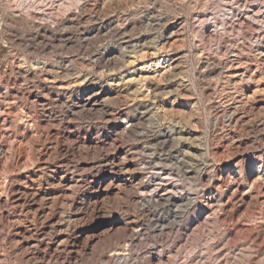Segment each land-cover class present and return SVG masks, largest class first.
Here are the masks:
<instances>
[{
    "label": "rangeland",
    "instance_id": "obj_1",
    "mask_svg": "<svg viewBox=\"0 0 264 264\" xmlns=\"http://www.w3.org/2000/svg\"><path fill=\"white\" fill-rule=\"evenodd\" d=\"M0 113V264H264V0H0Z\"/></svg>",
    "mask_w": 264,
    "mask_h": 264
},
{
    "label": "bare ground",
    "instance_id": "obj_2",
    "mask_svg": "<svg viewBox=\"0 0 264 264\" xmlns=\"http://www.w3.org/2000/svg\"><path fill=\"white\" fill-rule=\"evenodd\" d=\"M86 6V5H85ZM84 6V7H85ZM83 8V7H82ZM86 8V7H85ZM85 8H84V11H85ZM94 9V8H93ZM95 10V9H94ZM98 10V9H97ZM100 10V9H99ZM95 12V11H94ZM97 12V11H96ZM80 13H82L81 11H80ZM101 14V13H100ZM77 16V15H76ZM76 16H75V18H76ZM101 18V17H100ZM27 20V19H26ZM28 20H29V18H28ZM27 20V22H29ZM73 21V20H72ZM119 21V20H118ZM175 21V20H174ZM31 22V21H30ZM34 22H35V20H34ZM73 23V22H72ZM119 23V22H118ZM35 24V23H34ZM38 24V23H37ZM124 24H126V23H124ZM173 24V23H172ZM123 25V24H122ZM220 25V24H219ZM48 26V25H47ZM46 26V27H47ZM165 26V25H164ZM31 27V26H30ZM123 27V26H122ZM125 27V26H124ZM38 28V27H37ZM36 28V29H37ZM40 28H41V26H40ZM73 28V27H72ZM71 28V29H72ZM106 28H107V30H108V32L110 31H112L113 32V34H115V33H117V35L118 36H122V39H121V41H122V44H123V49L121 48V51H120V56H121V59H124L125 57H127L126 55L127 54H130L131 55V53H137L139 50H138V48H141V51H142V49L146 46L145 44V46H142L143 45V43H142V45H138L137 43V45H135V44H133V42H132V38L130 39V35L131 34H127V31L125 30V29H122L121 27H120V25L119 24H117L116 23V21H109L108 23H107V25H106ZM164 28V27H163ZM35 29V30H36ZM35 30H33L34 32H35ZM47 30H48V28H47ZM51 30V29H50ZM68 30V29H67ZM72 31V30H71ZM87 31V30H86ZM105 31V30H104ZM165 31V30H164ZM36 32H37V30H36ZM39 32V31H38ZM50 32V31H49ZM52 32H53V30H52ZM107 32V31H106ZM111 32V33H112ZM129 32V31H128ZM51 33V32H50ZM80 33V32H79ZM97 33H99V32H97ZM105 33V32H104ZM172 33V35H171V37L173 36V31L171 32ZM180 33V32H179ZM54 34V33H53ZM161 34V33H160ZM170 34V33H169ZM176 34V33H175ZM174 34V35H175ZM178 34V33H177ZM44 35H45V33H44ZM43 35V36H44ZM106 35V34H105ZM36 36V35H35ZM39 36H40V33H39ZM54 36V35H53ZM96 36V35H95ZM111 36V35H110ZM115 36V35H114ZM36 37H38V36H36ZM48 37V36H47ZM62 37V36H61ZM60 37V38H61ZM113 37V36H112ZM133 37V36H132ZM135 37V36H134ZM134 37H133V39H134ZM141 37V36H140ZM32 38V37H31ZM90 38V37H89ZM93 38V37H92ZM139 38V37H138ZM143 38V37H142ZM141 38V39H142ZM170 37L168 36V32H165L164 34H162V35H160L158 38H157V40L154 42V44H152V45H155V46H153V48H154V51L155 52H153V55H154V59H156V58H158V57H161L162 55V53L164 52V50L166 51V53H167V50H166V46H165V44L167 43L166 41H168V39H169ZM34 39V38H33ZM118 39V38H117ZM120 39V38H119ZM136 39V38H135ZM43 40H45V39H43ZM48 40H52V37H51V39H49L48 38ZM88 40V39H87ZM34 41H35V39H34ZM171 41V40H170ZM37 42V41H36ZM85 42H86V40H85ZM89 43V42H88ZM44 44V43H43ZM163 44V45H162ZM168 44V43H167ZM44 46V45H43ZM42 46V47H43ZM41 47V46H40ZM120 47H122V46H120ZM108 48V47H107ZM151 48V47H150ZM169 48V47H168ZM41 49H43V48H41ZM104 50V49H103ZM168 50H170V49H168ZM38 51V50H37ZM114 51V50H113ZM151 52V51H150ZM165 54V53H164ZM168 54V53H167ZM99 55H102V54H99ZM142 55H143V53H142ZM152 55V54H151ZM110 57V56H112L110 53H108L107 54V57ZM120 56H119V58H120ZM115 57V56H114ZM114 57H112V59L113 60H115V58ZM132 57V56H131ZM138 57V56H137ZM150 57V56H149ZM153 57V56H152ZM129 58H130V56H129ZM133 58V57H132ZM135 58H136V56H135ZM140 58V57H139ZM143 58H145V57H143ZM107 59V61L108 60H110L111 59V57L110 58H106ZM117 59H118V57H117ZM121 59H119V60H121ZM164 60L163 61H165V58H163ZM128 60V59H127ZM136 60V59H135ZM140 60V59H139ZM138 60V61H139ZM158 60V59H157ZM100 61V60H99ZM137 61V60H136ZM162 61V62H163ZM172 61V60H171ZM124 62V61H123ZM128 62V61H127ZM130 62V61H129ZM162 62H161V60H158V61H156L155 62V65H161L162 64ZM38 63V62H37ZM99 63V62H98ZM109 63V62H108ZM113 63H115V62H113ZM116 63H118V61L116 62ZM133 63V62H132ZM36 64V63H35ZM63 64V63H62ZM103 64V63H102ZM110 64H111V62H110ZM126 65H127V63H125ZM130 64V63H129ZM45 65V64H44ZM49 65V64H48ZM121 65V64H120ZM170 65V64H169ZM46 66V65H45ZM104 66V65H103ZM35 67H38V66H36L35 65ZM40 67V66H39ZM38 67V68H39ZM102 67V66H101ZM117 67H118V65H117ZM121 67V66H120ZM119 67V68H120ZM44 68V67H43ZM103 68V67H102ZM37 71H38V69H36ZM41 69H39V71H40ZM61 70H62V68H61ZM65 70V69H64ZM67 70V69H66ZM120 70H121V68H120ZM44 71H45V69H44ZM57 71V70H56ZM45 73V72H44ZM44 73H43V75H44ZM48 73V72H47ZM51 73V72H50ZM54 73V72H53ZM59 73H61V72H59ZM52 74V73H51ZM50 74V75H51ZM55 74V73H54ZM65 74V73H64ZM63 74V75H64ZM67 74V73H66ZM140 74V73H139ZM41 75H42V72H41ZM40 75V73H39V76H41ZM45 75H47V74H45ZM61 75V74H60ZM68 75V74H67ZM59 76V75H58ZM62 76V75H61ZM55 77H56V75H55ZM69 77V76H68ZM68 77H66L65 76V78H68ZM79 77V76H78ZM77 77V78H78ZM142 77V76H141ZM49 78V77H48ZM53 78V77H52ZM63 78V77H62ZM57 79V78H56ZM55 79V80H56ZM86 79V78H85ZM131 79V78H130ZM60 80V79H59ZM64 80V79H63ZM88 80V79H87ZM39 81V80H38ZM42 81H43V79H42ZM42 81H40V83L42 82ZM44 81L45 82H49V83H53L54 84V82H56V81H54L53 82V79L52 80H49V79H44ZM82 81V80H81ZM131 81H133V79L131 80ZM89 82H91V81H89ZM135 82V81H134ZM139 82H140V80H139ZM78 83V82H77ZM141 83V82H140ZM76 84V83H75ZM87 84H89V83H87ZM45 85V84H44ZM77 85V84H76ZM48 86V90H52V92H53V85H51V87H49V85H47ZM45 87V86H44ZM57 87V86H56ZM80 87V86H79ZM58 90H59V88H58ZM66 92V91H65ZM42 93V92H41ZM48 93H50V92H48ZM35 95V94H34ZM43 95H45V94H43ZM88 97V96H87ZM90 98V97H89ZM49 99H50V97H49ZM56 99H58V98H56ZM87 99V98H86ZM138 99V98H137ZM145 99V98H144ZM52 100V99H51ZM34 101V100H33ZM43 101V99L42 98H40V100H39V102H42ZM47 101V100H46ZM50 101V100H49ZM58 101V100H57ZM52 102V101H51ZM47 103H49V102H47ZM46 103V104H47ZM62 104V103H61ZM87 104V103H86ZM37 105V104H36ZM53 105V104H52ZM37 106H40L39 104L37 105ZM47 106V105H46ZM57 106V105H56ZM62 106V105H61ZM65 106V105H64ZM84 106V105H83ZM82 106V107H83ZM94 106V105H93ZM48 107V106H47ZM60 107V106H59ZM46 108V107H45ZM43 109H44V107H43ZM49 109V108H48ZM63 110V109H62ZM45 111V110H44ZM3 112V111H2ZM236 113V112H235ZM234 113V114H235ZM1 114V113H0ZM123 114L124 113H120L119 115H121V116H123ZM126 114V113H125ZM226 114V113H225ZM238 114V113H237ZM230 115H232V114H230ZM126 116V115H125ZM145 116V112H142L141 111V113L139 114V116H137V118H134V119H132V121L135 123V122H138V121H140L143 117ZM228 116V115H227ZM234 117V116H233ZM229 118V117H228ZM121 119V118H120ZM36 122V121H35ZM235 122V121H234ZM138 124V123H137ZM39 125V124H38ZM133 127V126H132ZM182 130V129H181ZM39 132V131H38ZM42 132H44V131H42ZM38 134V133H37ZM41 134V133H40ZM46 134V133H45ZM44 134V135H45ZM165 134V133H164ZM172 134L173 133H171V134H165L162 138H161V144H162V148L163 147H169V143L170 142H173L172 141ZM177 134V133H176ZM175 135V134H174ZM41 136H42V134H41ZM40 137V136H39ZM45 137V136H44ZM47 137V136H46ZM50 137V136H49ZM41 138V137H40ZM173 138H174V136H173ZM181 138V137H180ZM42 139V138H41ZM40 139V140H41ZM45 139V138H44ZM52 139V138H51ZM58 139V138H57ZM178 139V138H177ZM177 139H175V140H177ZM39 140V139H38ZM43 140V139H42ZM50 140V139H49ZM15 141V140H14ZM43 141H45V140H43ZM42 141V142H43ZM56 141H58V140H56ZM178 141H180V140H178ZM183 141V140H182ZM182 141H180V142H182ZM47 142V141H46ZM49 142V141H48ZM52 142V141H51ZM60 142V141H59ZM58 142V143H59ZM91 142V141H90ZM177 142V141H176ZM44 143V142H43ZM50 143V142H49ZM89 143V142H88ZM96 143V142H95ZM40 144V143H39ZM45 144V143H44ZM52 144V143H51ZM57 144V143H56ZM178 144V143H177ZM22 145V144H21ZM21 145H19L20 147H21ZM25 145V144H24ZM35 145V144H34ZM89 145H93V143H89ZM172 145V144H171ZM180 145V144H179ZM18 146V147H19ZM40 146V145H39ZM62 146V145H61ZM60 146V147H61ZM25 147V146H24ZM23 147V148H24ZM37 147V146H36ZM41 147H42V145H41ZM57 147V146H56ZM13 148V147H12ZM11 148V149H12ZM48 148H50L49 146H48ZM10 149V150H11ZM15 149H16V147H15ZM41 149H43V148H41ZM164 149V148H163ZM169 149V148H168ZM24 150H26L25 148H24ZM32 151L34 150V148L33 149H31ZM47 150V149H46ZM63 150V149H62ZM11 151H13V150H11ZM52 151V150H51ZM72 151V150H71ZM169 151H170V149H169ZM174 151V150H173ZM36 152V151H35ZM39 152V151H38ZM36 153L37 154V156L39 157L37 160L39 161L40 160V155H39V153ZM45 152V151H44ZM23 153H25V152H23ZM32 153H34V151L32 152ZM49 153H51V152H49ZM69 153V152H68ZM72 153V152H71ZM70 153V154H71ZM15 154V153H14ZM21 154V153H20ZM42 155V154H41ZM44 155H48V152L46 151L45 153H44ZM51 155V154H50ZM69 155V154H68ZM16 156V155H15ZM30 156H32V155H30ZM35 156V155H34ZM174 156V155H173ZM51 157H52V155H51ZM29 158V157H28ZM32 158H33V156H32ZM32 158H31V160H32ZM35 158V157H34ZM37 158V157H36ZM47 159H50V158H47ZM47 159H46V161H47ZM52 159V158H51ZM122 159V158H121ZM120 159V160H121ZM34 160V159H33ZM36 160V161H37ZM44 160V162H45V159H43ZM35 161V160H34ZM109 161V160H108ZM160 161V160H159ZM39 162H41V161H39ZM123 162V161H122ZM108 163V162H107ZM106 163V164H107ZM110 164V163H109ZM113 165V164H112ZM111 165V167H113ZM45 167V166H44ZM49 168V167H48ZM39 170H41V169H39ZM169 170V169H168ZM53 171V170H52ZM188 171V170H187ZM41 172V171H40ZM51 172V171H50ZM185 172V171H184ZM186 174V173H185ZM184 176V175H183ZM50 177V176H49ZM40 180V179H39ZM63 180V179H62ZM49 184V183H48ZM52 184H53V182H52ZM38 186V185H37ZM50 186H51V184H50ZM122 186V185H121ZM27 187V186H26ZM38 188V187H37ZM36 188V191H35V194L34 195H32V196H34V201H33V203H31V207L32 208H30V210H31V212L29 213L28 212V214L29 215H27L26 217H28V218H30L31 220V226H30V232L33 234L32 235V237H33V239H34V241H33V239H32V237H31V239H32V242H30V246H31V248H32V251H33V254L34 255H40V253H41V251H44V252H46L47 250H49V251H52L53 252V248H58L59 247V239L57 238L56 239V241L54 242L53 241V239H49L50 241H47L46 240V236H47V234L48 233H46V227H45V223L47 224H49V228H51V229H53V192H48V191H44L42 188H41V186L37 189ZM53 188V187H52ZM119 188H120V186H119ZM125 188V187H124ZM34 190V189H33ZM31 194V193H30ZM29 195V194H28ZM27 195V196H28ZM24 196V195H23ZM26 196V195H25ZM32 199V198H31ZM26 201V200H25ZM29 205V204H28ZM29 220V219H28ZM28 230V231H29ZM31 235V234H30ZM49 238V237H48ZM26 239H27V237H26ZM26 239H25V241H26ZM27 240H30V239H27ZM28 242V241H27ZM58 244V245H57ZM61 244V243H60ZM41 249H44V250H41ZM59 250V249H58ZM56 252V251H55ZM48 254V253H47ZM44 257V256H43ZM53 257V256H52Z\"/></svg>",
    "mask_w": 264,
    "mask_h": 264
}]
</instances>
